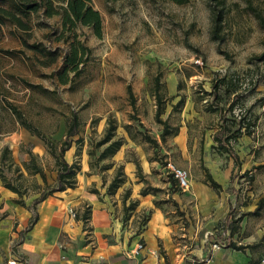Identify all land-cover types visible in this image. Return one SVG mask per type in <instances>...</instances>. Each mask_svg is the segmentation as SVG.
Instances as JSON below:
<instances>
[{"label": "rangeland", "instance_id": "rangeland-1", "mask_svg": "<svg viewBox=\"0 0 264 264\" xmlns=\"http://www.w3.org/2000/svg\"><path fill=\"white\" fill-rule=\"evenodd\" d=\"M53 3L61 10V1ZM90 4L102 18L100 36L79 23L63 28L61 15H47L44 7L23 17L26 28L10 20L1 23L0 154L7 146L12 163H0V172L14 184L22 182V200L32 206L45 185L39 174L25 169L28 151L37 156L50 184L56 177L55 161L45 141L21 121L58 147L70 118L77 114L79 131L70 137L71 162L81 167L86 160L90 172L101 176L105 190L120 167L125 181L113 194V203L120 200L123 209L126 189L130 191L126 205L135 199L131 197L135 183L157 187L151 192L174 212L184 250L197 249L202 240L226 246L233 241L248 245L251 260L259 262L264 257V0H90ZM0 5L15 10L9 1ZM215 14H220L217 21ZM77 41L89 49L88 57L80 64V73H70V81L63 84L58 77L63 57ZM156 77L165 104L160 116L169 129L164 139L151 92ZM221 77L231 80L230 89L216 87L215 96L213 84ZM219 108L228 118L229 131L235 127L233 117L254 122L251 133L232 140L229 149L214 139L221 124ZM186 116L191 119L188 132L174 135ZM108 118L123 139L119 148L125 152L123 162L114 155L99 158L106 144L99 146L97 141ZM146 135L159 145L147 141ZM128 160L135 165L130 178L124 166ZM135 162L148 167L138 170ZM107 164L111 167L104 169ZM179 168L185 170L188 186L177 182V202L168 194V175L176 178ZM208 173L220 184L218 189L206 181ZM35 181L41 189L32 184ZM131 213L132 219L123 221L133 236L149 210L136 208ZM190 258L198 262L203 257Z\"/></svg>", "mask_w": 264, "mask_h": 264}, {"label": "crops", "instance_id": "crops-1", "mask_svg": "<svg viewBox=\"0 0 264 264\" xmlns=\"http://www.w3.org/2000/svg\"><path fill=\"white\" fill-rule=\"evenodd\" d=\"M190 120L186 116V121H181L177 136L188 132ZM73 153L72 147L66 151L68 162ZM124 153L119 149L113 157L123 162ZM124 166L130 178L135 165L128 160ZM141 166L148 167L144 162ZM141 187V183H135L131 197L138 199L137 209L146 208L151 213L142 231L132 236L124 224L120 200L113 203L114 195L106 192L101 176L90 172L86 160L77 173L75 187L56 191L36 204L38 218L30 228L32 210L15 202L17 194L0 180V264L12 258L17 264H183L186 260L189 264H260L251 260L247 249L235 250L224 244L212 248L204 240L197 249L184 250L185 243L177 239L184 235L173 218L174 212L168 211L167 202L155 205L153 193L140 194ZM171 197L179 201L177 195ZM87 206L90 217L84 227L70 210L81 214ZM140 238L144 249L131 255ZM190 255L202 256V261L195 262Z\"/></svg>", "mask_w": 264, "mask_h": 264}, {"label": "trees", "instance_id": "trees-1", "mask_svg": "<svg viewBox=\"0 0 264 264\" xmlns=\"http://www.w3.org/2000/svg\"><path fill=\"white\" fill-rule=\"evenodd\" d=\"M9 1L13 6L15 10L3 7L0 5V29H1V23H3L6 20H10L14 23H17L18 25L22 26V28L27 27V23L24 22L23 17L28 16L29 13L38 11L40 8H45V13L47 15H53V14H60L61 15V23L63 28L70 29L71 27L75 26L76 24H82L85 26H90L96 36L101 35V28H102V18L98 10L94 9L92 5L90 4V0H59L61 1V5L59 6L61 10H57L54 6L53 0H0V3ZM177 3H183L185 0H173ZM218 2H222L223 0H217ZM220 17V14H215V21H217ZM31 47L34 49H39L40 51H44L47 54H55V52L46 51L44 48H40L38 44H31ZM89 53V49L83 45L82 42L77 41L70 44L69 51L64 55L63 57V67L61 68L59 72V81L63 84L68 83L70 81L69 74L73 73V75H77L80 73L81 68L80 64L84 63L85 59H87V55ZM264 57V54L262 58ZM56 58V55L52 58L51 61H53ZM219 82L213 84V90L211 91L215 96L217 94L218 89L220 86H224V92H229L230 89V79H226L225 77H221L218 80ZM216 87L218 88L216 91ZM129 90L130 97H132L131 89ZM152 94L155 96L157 109L155 113V117L157 122L163 124V128L161 131V139H164L165 136L169 133L168 124L166 120H162L161 114L165 111V104L164 100H162V94L158 91V78L156 77V83L154 84V88L151 91ZM210 93V92H208ZM218 107V106H217ZM218 108H214V110L217 111ZM16 112V110H15ZM20 117V115H19ZM22 119V118H21ZM66 130H65V139H63L60 142V145L57 147V142H53L51 140H46V137L39 132V130L32 126V124H28L25 122V120H22L21 123L27 127L32 134H36L40 136L45 143L47 144V148L50 152V154L54 158V164L55 167L52 169L56 172V177L53 182V184L47 183V179L45 176V172L43 168L37 164L36 162V155L33 152H29L30 158L26 161H24V167L28 171L29 174H39L42 178V181L44 182L45 188L38 191L39 196L34 198L33 205L28 206L32 210V216L29 220L28 228H30L35 221L38 218V214L36 211V204L49 195H52L56 191H61L67 188H73L75 187L77 183V173L80 170V166L76 161H73L69 163L64 158L65 151L71 146L70 137L77 134L79 131V119L77 114H73V116L70 118ZM219 119L221 121V124L219 126V132L214 136L215 141L219 142V144L224 148H230V142L233 140H237L238 137H240L243 133L250 134V125H254V122H250V118H246V116H241L239 118L233 117V124H235L234 130L229 131V128H226V122L227 116L224 114V110L222 111V108H219ZM247 119V121H245ZM68 121V120H67ZM179 128L177 127L174 131V135L178 133ZM147 141L152 143L154 146H158L159 142L156 138L151 137L150 135H146ZM106 144V146L103 148V150L99 154V158L102 159L107 155H114L118 149L123 144V139L121 137L116 136L115 134V126L114 122L111 118H108L107 125L105 127L104 133L102 137L97 141V145L101 146ZM10 150L7 146H5L0 154V163H4L5 160H9L11 165L12 160L10 157ZM137 165V169L140 170L141 166L138 162H135ZM89 165L92 167V163H89ZM111 167V164H107L103 166L104 169H108ZM16 169H19L18 167ZM0 178L3 183V186L12 190L17 194V198H15V202L24 205L25 202L22 200V182L19 184H14L10 182L6 176H4L0 172ZM169 180V187H168V194L172 195L176 193L178 190L177 188V178L173 177V173L168 175ZM125 179L123 176V172L120 171V167L118 168L117 172L111 180L109 181L107 185L106 192L110 195H113L117 189L123 185ZM210 183V185L218 189L220 187V184L217 183L216 180L213 179L210 173H208V178L206 179ZM36 188L41 189L42 185L38 183L37 181L32 183ZM23 189H25V186H23ZM47 189V190H45ZM159 188L157 187H149L145 186L142 187L140 190V194L145 195L148 193H155V191H158ZM153 191V192H151ZM153 193V194H154ZM19 196V197H18ZM130 191L129 189H126L124 194L122 195V203H123V210H124V217H130L131 212H133L137 206H138V199H133L130 201L129 204L126 205V199L129 198ZM174 202V200H173ZM161 203V200H155V205H158ZM176 204V202H174ZM151 210H149V215L146 217V219L143 221L140 228H137L134 230V235L139 234L142 229L145 227L146 222L150 216ZM76 218L81 219L83 221L84 227H86L89 217H90V208L89 206L85 207L81 214L76 213ZM125 218V219H126ZM226 224L231 223L230 218H226L225 220ZM140 241L143 242L142 239ZM229 247H232L235 250H244L248 245H237L233 241H229L228 243Z\"/></svg>", "mask_w": 264, "mask_h": 264}, {"label": "built area", "instance_id": "built-area-1", "mask_svg": "<svg viewBox=\"0 0 264 264\" xmlns=\"http://www.w3.org/2000/svg\"><path fill=\"white\" fill-rule=\"evenodd\" d=\"M175 176L178 179L179 185L181 187H187L188 186V179H187V174L185 172V170L183 169H177L175 172ZM70 214L72 216H74V211L70 210ZM220 243L214 242L212 244V248L214 247H219ZM145 245L142 241H138L135 245V247L133 248V250L130 252L131 255H138L143 249H144ZM7 264H17L16 260L14 258L12 259H8L7 260ZM260 264H264V257H262L260 259Z\"/></svg>", "mask_w": 264, "mask_h": 264}]
</instances>
